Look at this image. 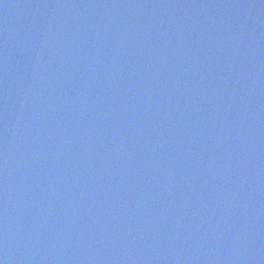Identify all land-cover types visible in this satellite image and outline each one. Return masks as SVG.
Returning <instances> with one entry per match:
<instances>
[{"label":"water","instance_id":"1","mask_svg":"<svg viewBox=\"0 0 264 264\" xmlns=\"http://www.w3.org/2000/svg\"><path fill=\"white\" fill-rule=\"evenodd\" d=\"M3 264H264V0H0Z\"/></svg>","mask_w":264,"mask_h":264},{"label":"snow or ice","instance_id":"2","mask_svg":"<svg viewBox=\"0 0 264 264\" xmlns=\"http://www.w3.org/2000/svg\"><path fill=\"white\" fill-rule=\"evenodd\" d=\"M0 264H3V262H2V261H0Z\"/></svg>","mask_w":264,"mask_h":264}]
</instances>
